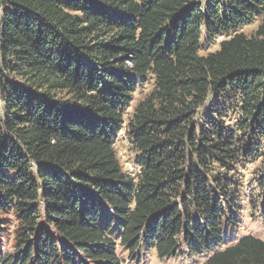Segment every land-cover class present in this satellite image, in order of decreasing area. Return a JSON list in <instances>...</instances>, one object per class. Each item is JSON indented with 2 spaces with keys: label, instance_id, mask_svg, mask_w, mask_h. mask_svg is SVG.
<instances>
[{
  "label": "trees",
  "instance_id": "16d2710c",
  "mask_svg": "<svg viewBox=\"0 0 264 264\" xmlns=\"http://www.w3.org/2000/svg\"><path fill=\"white\" fill-rule=\"evenodd\" d=\"M263 14L264 0H0V236L17 226L0 264H124L117 247L264 264V240L225 238L240 220L227 169L264 158ZM149 76L124 128L133 178L113 143Z\"/></svg>",
  "mask_w": 264,
  "mask_h": 264
},
{
  "label": "rangeland",
  "instance_id": "374dc122",
  "mask_svg": "<svg viewBox=\"0 0 264 264\" xmlns=\"http://www.w3.org/2000/svg\"><path fill=\"white\" fill-rule=\"evenodd\" d=\"M264 16V14H263ZM260 20L257 19L251 25L244 26L240 32L247 35L253 34L259 24ZM225 38H218L214 43L204 44L202 52L204 54L214 52L218 49V43ZM153 80L149 76L145 84L137 86L135 93L132 96V100L126 108L124 114V125L123 129L119 132L114 140V149L116 151L117 158L122 166L123 171L136 178L140 172V168L135 163V152L132 149L129 141L125 136V126L128 122V118L131 116L134 106L141 100L146 94L152 90ZM226 124H230L227 123ZM228 170V175L236 180V186L233 187L235 194L237 195V214H239L238 227L233 228L230 223L226 224V241L227 245L234 244L240 236H255L264 240V158L261 156H254L253 158L242 159L235 169L233 176V169ZM233 179L232 184H233ZM233 210V208L231 209ZM13 219L10 220L9 225L3 229V234L0 236V250L1 256L6 254H13L14 248L17 247L15 244V232L17 226ZM45 228L50 236L56 240H60L54 230L41 223V227ZM185 251L184 254H179L176 257L169 259L159 260L156 257V253L151 251L142 250L139 254V261L135 259H129L128 253L117 247V254L119 259L124 264H203L205 261V255H194L187 253V249L182 247Z\"/></svg>",
  "mask_w": 264,
  "mask_h": 264
}]
</instances>
